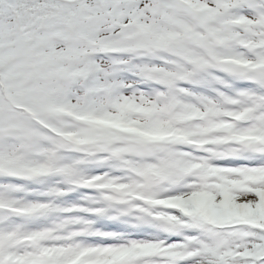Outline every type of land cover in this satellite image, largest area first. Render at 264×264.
<instances>
[{"label": "rangeland", "instance_id": "374dc122", "mask_svg": "<svg viewBox=\"0 0 264 264\" xmlns=\"http://www.w3.org/2000/svg\"><path fill=\"white\" fill-rule=\"evenodd\" d=\"M84 1L102 24L82 25L68 41L65 51L84 53L85 80L52 81L55 106L121 122L158 144L90 146L87 125L1 115L0 264H251L244 251L263 235L230 241L225 231L180 226L205 199L241 207L264 199V0H188L189 8L160 0L165 16L155 0H112L109 14ZM98 43L108 51L93 53ZM221 55L231 57L217 60L225 71L213 59ZM61 136L87 145L83 165L84 153ZM150 169L163 178L148 183ZM102 231L119 245H97Z\"/></svg>", "mask_w": 264, "mask_h": 264}, {"label": "trees", "instance_id": "16d2710c", "mask_svg": "<svg viewBox=\"0 0 264 264\" xmlns=\"http://www.w3.org/2000/svg\"><path fill=\"white\" fill-rule=\"evenodd\" d=\"M91 1H98L106 6L112 0ZM113 4L116 3L112 2L108 7L110 11L114 9ZM92 8L84 0H0V71L5 74L9 92L15 101H27L43 115H52L59 123L64 118L72 119L65 110L56 111L47 105L41 106V103L46 97L47 102L50 99L52 101L54 91L47 88L52 81L69 80L76 76L82 78V67L77 58L84 53L65 51L64 48H67L68 41L82 25L92 27L94 22L102 24ZM153 9H159L158 0L153 1ZM52 41L61 42V46L55 49ZM141 43L144 44L143 41ZM1 115L20 120V124L22 121L24 124H37L30 114L13 103L9 104L0 92ZM76 123L91 128L88 142L90 146H100L103 142L121 139H140L137 134L120 124L111 125L90 116L76 120ZM62 139L68 147L73 142L67 136ZM72 144H77L84 150L87 148L84 144ZM202 202L199 208L193 209L187 224L202 230V234L229 229L231 238L243 230L251 235L264 233V201L253 202L247 207H235L226 201L214 204L210 199ZM255 257L257 261L264 263V250L258 248Z\"/></svg>", "mask_w": 264, "mask_h": 264}, {"label": "bare ground", "instance_id": "6f19581e", "mask_svg": "<svg viewBox=\"0 0 264 264\" xmlns=\"http://www.w3.org/2000/svg\"><path fill=\"white\" fill-rule=\"evenodd\" d=\"M116 228V226H114ZM123 232V231H121ZM95 242L98 245H102L101 242H105V246L107 249H111L114 246H118V240L110 237V235L106 234V232H99V234L95 237Z\"/></svg>", "mask_w": 264, "mask_h": 264}, {"label": "water", "instance_id": "95a60500", "mask_svg": "<svg viewBox=\"0 0 264 264\" xmlns=\"http://www.w3.org/2000/svg\"><path fill=\"white\" fill-rule=\"evenodd\" d=\"M147 178H149L150 180H152V178L150 176H147Z\"/></svg>", "mask_w": 264, "mask_h": 264}]
</instances>
